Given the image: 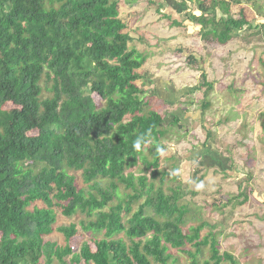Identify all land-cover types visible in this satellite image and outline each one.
<instances>
[{
    "label": "trees",
    "instance_id": "16d2710c",
    "mask_svg": "<svg viewBox=\"0 0 264 264\" xmlns=\"http://www.w3.org/2000/svg\"><path fill=\"white\" fill-rule=\"evenodd\" d=\"M196 2L204 39L251 26L231 13L239 0ZM119 13V0H0V264H176L171 249L240 264L166 182L179 176L160 167L165 116L142 98L146 57Z\"/></svg>",
    "mask_w": 264,
    "mask_h": 264
},
{
    "label": "rangeland",
    "instance_id": "374dc122",
    "mask_svg": "<svg viewBox=\"0 0 264 264\" xmlns=\"http://www.w3.org/2000/svg\"><path fill=\"white\" fill-rule=\"evenodd\" d=\"M155 1L119 0V16L132 37L129 47L146 57L139 70L147 89L142 98L165 116L160 167L169 174L179 169L178 181L168 175L166 182L182 187L190 225L206 223L201 237L213 232L220 252L240 264H264V0L232 3L231 13L237 18L242 12L251 26L235 29L224 45L202 38L200 26L188 20L190 12L199 13L196 0ZM144 154L152 159L148 148ZM141 169L138 164L128 171L138 175ZM70 221L59 215L60 223ZM171 252L176 264H190L187 254Z\"/></svg>",
    "mask_w": 264,
    "mask_h": 264
},
{
    "label": "clouds",
    "instance_id": "9594fccd",
    "mask_svg": "<svg viewBox=\"0 0 264 264\" xmlns=\"http://www.w3.org/2000/svg\"><path fill=\"white\" fill-rule=\"evenodd\" d=\"M133 148L137 151V152H140L141 151V147H140V140L139 138H137L134 142H133ZM157 152L160 154V155H165V153L159 148L157 147ZM174 175H178L179 174V169H174V172H173ZM204 188V183L201 182L200 184L196 185V190L199 191L201 189Z\"/></svg>",
    "mask_w": 264,
    "mask_h": 264
}]
</instances>
